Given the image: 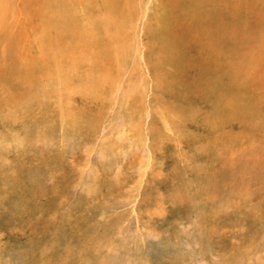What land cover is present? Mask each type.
<instances>
[{"label":"rangeland","instance_id":"374dc122","mask_svg":"<svg viewBox=\"0 0 264 264\" xmlns=\"http://www.w3.org/2000/svg\"><path fill=\"white\" fill-rule=\"evenodd\" d=\"M183 1L134 0L97 90L0 107V264H264V0Z\"/></svg>","mask_w":264,"mask_h":264},{"label":"bare ground","instance_id":"6f19581e","mask_svg":"<svg viewBox=\"0 0 264 264\" xmlns=\"http://www.w3.org/2000/svg\"><path fill=\"white\" fill-rule=\"evenodd\" d=\"M183 2L195 4L201 0ZM133 5L134 0H0V107L11 104L10 112L21 114V108H35L30 107L33 99L49 103L53 91L50 86L57 77L53 70H58V65L66 72L85 74L96 83L94 90L103 86L104 77L110 76L105 71L115 67L113 57L119 49L115 40L130 24ZM32 14L35 16L30 17ZM261 26L259 30L264 31ZM89 27L92 31L87 30Z\"/></svg>","mask_w":264,"mask_h":264}]
</instances>
